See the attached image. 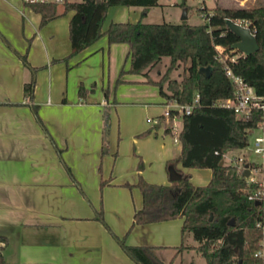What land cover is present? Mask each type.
Instances as JSON below:
<instances>
[{
  "label": "crops",
  "instance_id": "obj_1",
  "mask_svg": "<svg viewBox=\"0 0 264 264\" xmlns=\"http://www.w3.org/2000/svg\"><path fill=\"white\" fill-rule=\"evenodd\" d=\"M153 6L143 11L111 4L102 28L112 20L149 21ZM73 11L40 24L32 6L0 0L2 255L9 264H137L116 234L129 244L153 245L161 259L175 264L194 248L177 251V245L196 243L189 231L181 234L182 216L133 223L142 204L135 181L141 174L170 182L172 167L204 184L211 168L171 161L180 150L174 136L181 116L164 117L166 98L158 85L127 70L128 42H109L103 33L71 53ZM30 78L29 96L24 83ZM105 110L109 128L102 151Z\"/></svg>",
  "mask_w": 264,
  "mask_h": 264
},
{
  "label": "trees",
  "instance_id": "obj_2",
  "mask_svg": "<svg viewBox=\"0 0 264 264\" xmlns=\"http://www.w3.org/2000/svg\"><path fill=\"white\" fill-rule=\"evenodd\" d=\"M184 2L177 3L183 5ZM157 3L158 0H64L61 8L55 2L31 3V6L40 13V24L68 9L74 10L68 23L71 53L81 50L105 33L109 42L129 43L127 70L143 72L148 81L158 85L166 100L173 98L186 103L191 101L195 92L199 93L197 104L181 115L177 131L180 150L171 161H180L185 166L210 167V179L204 184H194L189 172H181L170 182H155L139 174L135 184L141 190L142 204L133 212V223L182 216L181 234L191 232L197 243L188 245L181 241L177 251L192 246L204 256V264H252V252L260 235L255 226L257 205L247 196L250 185L246 184L242 170L231 162H220L228 148L246 143L245 128L249 121L235 118L231 108L214 105L212 101L233 95V85L215 56L216 45L228 49L234 47L233 43L238 39L227 24L228 17H248L255 25L258 48L250 53L239 51L233 67L256 90L264 91V3L215 4L211 9L205 5L198 6L206 19L198 23H190L186 19L173 22L138 18L135 21L112 20L106 28H102L111 4L140 5L145 11ZM163 55H168L170 59L167 69L158 79L150 77L147 68ZM179 62L183 63L184 73L178 79L168 72ZM203 65L211 66L208 74L199 70V66ZM121 80L117 78V81ZM32 84L33 78L24 83L29 96ZM84 91L81 84L79 93ZM103 119L102 151L107 147V110ZM99 216H102L101 212ZM114 236L137 264H170L155 253L153 245L129 244L124 235ZM2 238L4 235L0 234ZM1 249L2 244L0 264H9Z\"/></svg>",
  "mask_w": 264,
  "mask_h": 264
},
{
  "label": "built area",
  "instance_id": "obj_3",
  "mask_svg": "<svg viewBox=\"0 0 264 264\" xmlns=\"http://www.w3.org/2000/svg\"><path fill=\"white\" fill-rule=\"evenodd\" d=\"M25 4L31 7V3L38 2H55L62 4L64 0H22ZM200 6H204L201 3ZM235 23L246 27L251 33L255 35V25L248 17H229ZM216 58L222 63L224 73L229 78L233 85V95L222 98L213 99L214 105L231 108L235 118L249 121V125L246 126L247 141L249 135L252 136V148L260 156V160H249L241 156L233 157V164L238 169L243 170L245 163L249 172L245 175V182L250 185L247 196L253 201L258 200L257 210L258 214L255 218V226L259 229L260 235L257 240L256 247L252 252L254 258L252 264H264V91H258L255 87L249 83L240 73L235 71L233 65L237 62L238 52L241 51L238 47L234 46L226 49L222 45H216ZM199 100V93L195 92L191 101L186 103H180L173 99L170 102L168 99L165 101V106L162 111L164 117L182 115L187 113L191 108L197 104ZM172 110H175L174 112ZM148 120L153 122H160L161 117H147ZM176 130L177 125L172 123L170 125ZM177 140V135L174 136ZM245 143V144H246ZM241 160V162L239 161ZM3 241L0 240V244Z\"/></svg>",
  "mask_w": 264,
  "mask_h": 264
},
{
  "label": "rangeland",
  "instance_id": "obj_4",
  "mask_svg": "<svg viewBox=\"0 0 264 264\" xmlns=\"http://www.w3.org/2000/svg\"><path fill=\"white\" fill-rule=\"evenodd\" d=\"M156 5L153 6L146 18L149 21H163L169 20L173 22L181 21L186 19L190 23L202 22L205 17L199 12L198 6L201 3L211 9L215 4L222 5H254L259 3H264V0H185L183 5H179L177 2L171 3L169 0H160ZM174 1V0H173ZM61 8V4H58ZM185 9L186 17H181ZM169 56L163 55L160 60L155 62L153 65L147 68V73L150 77L155 79L160 78L169 65ZM143 73V72H142ZM184 73L183 63L179 62L177 65L173 66L168 74L172 77L180 78ZM166 83H164L165 85ZM170 102H173V98H168ZM252 136L249 135L248 142L239 147L228 148L225 153L223 160L225 162H233V157L241 156L249 160H260V156L252 148ZM241 162V160H239ZM204 167V166H200ZM192 239L194 243L197 241L193 238L192 233L189 232V239ZM189 260H193V264H204V256L196 249L189 248L187 252L183 254L181 261L178 260L175 264H187Z\"/></svg>",
  "mask_w": 264,
  "mask_h": 264
},
{
  "label": "water",
  "instance_id": "obj_5",
  "mask_svg": "<svg viewBox=\"0 0 264 264\" xmlns=\"http://www.w3.org/2000/svg\"><path fill=\"white\" fill-rule=\"evenodd\" d=\"M177 2H180L181 0H176ZM183 17H186V12L184 9V12L182 14ZM227 24L228 26L238 35V39L237 41H235L233 43V46L238 47L239 49H241L244 53H250L254 50H256L258 48V42L256 40V37L253 33H251L249 31L248 28L243 27L237 23H235L231 18H227ZM211 66L209 65H203V66H199V70L204 73V74H208V72L210 71ZM220 162H223V159L220 160ZM245 167L242 170V173L244 175H247L249 172V169L247 167V163L244 164ZM180 176V173H176L175 170L172 169V167L170 168V178L171 179H176ZM255 203H258V200L254 201ZM212 216V213H210V217ZM230 221L232 222L233 219L231 218Z\"/></svg>",
  "mask_w": 264,
  "mask_h": 264
}]
</instances>
